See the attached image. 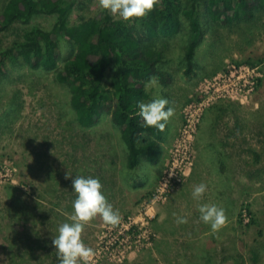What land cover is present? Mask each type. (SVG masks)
<instances>
[{
  "label": "rangeland",
  "instance_id": "rangeland-1",
  "mask_svg": "<svg viewBox=\"0 0 264 264\" xmlns=\"http://www.w3.org/2000/svg\"><path fill=\"white\" fill-rule=\"evenodd\" d=\"M102 11L98 0H79L70 24ZM54 23L40 15L13 26L0 33V52L26 28ZM204 30L191 75L184 20L169 43V82L154 75L146 82L152 98L145 103L166 98L175 113L159 161L133 171L110 116L82 128L56 72L8 62L0 76V264H59L52 240L71 222L76 176L98 178L121 216L115 227L100 217L85 226L90 264H264V10L250 24ZM70 55L63 42L59 68ZM201 183L207 191L196 200ZM202 203L226 210L229 223L218 235L200 220ZM180 216L188 222L178 224Z\"/></svg>",
  "mask_w": 264,
  "mask_h": 264
},
{
  "label": "trees",
  "instance_id": "trees-1",
  "mask_svg": "<svg viewBox=\"0 0 264 264\" xmlns=\"http://www.w3.org/2000/svg\"><path fill=\"white\" fill-rule=\"evenodd\" d=\"M79 0H3L0 33L13 26H29L38 16H54L50 29L26 28L20 40L0 52V76L8 62L17 61L30 70L56 72V80L68 87L78 124L97 125L105 115L119 129L125 147L126 167L133 171L142 163L155 164L161 156L163 132L144 127L138 102L151 99L146 82L154 75L169 82L164 65L169 61V43L188 21L190 34L185 47L186 75L197 67L196 56L205 36V26L231 27L250 24L264 10V0H160L145 18L136 22L115 20L103 10L78 25L70 17ZM205 21L202 25V23ZM63 42L71 55L62 68Z\"/></svg>",
  "mask_w": 264,
  "mask_h": 264
},
{
  "label": "clouds",
  "instance_id": "clouds-1",
  "mask_svg": "<svg viewBox=\"0 0 264 264\" xmlns=\"http://www.w3.org/2000/svg\"><path fill=\"white\" fill-rule=\"evenodd\" d=\"M160 3V0H98L99 7L125 22H136L147 17ZM152 78L149 84L156 85ZM147 88V85H146ZM138 114L143 119L144 127L164 131L175 109L169 106L166 98H155L150 102H138ZM67 178H71L68 175ZM72 188L76 193L73 201L71 222H65L58 228V235L52 240L56 249L59 264H90L94 250L88 247L82 233L85 226L97 217L109 226H118L121 216L118 210L107 200L103 186L98 178L91 176H76L72 180ZM207 191V185L201 183L195 186L192 196L200 200ZM200 220L210 227L213 234H219L227 227L229 220L226 210L220 205L202 203L198 207ZM187 218L177 217L178 224L187 223Z\"/></svg>",
  "mask_w": 264,
  "mask_h": 264
},
{
  "label": "built area",
  "instance_id": "built-area-1",
  "mask_svg": "<svg viewBox=\"0 0 264 264\" xmlns=\"http://www.w3.org/2000/svg\"><path fill=\"white\" fill-rule=\"evenodd\" d=\"M237 70H235L234 72H236ZM237 73V72H236ZM236 73H233L232 75L236 74ZM253 82H251L252 85H254V82H256V80H254V77L251 78ZM249 83V82H248Z\"/></svg>",
  "mask_w": 264,
  "mask_h": 264
}]
</instances>
